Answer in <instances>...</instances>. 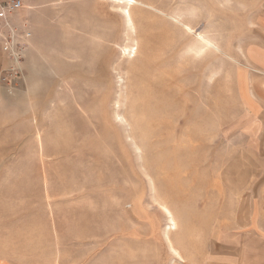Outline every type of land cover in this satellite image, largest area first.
<instances>
[{
  "label": "rangeland",
  "instance_id": "rangeland-1",
  "mask_svg": "<svg viewBox=\"0 0 264 264\" xmlns=\"http://www.w3.org/2000/svg\"><path fill=\"white\" fill-rule=\"evenodd\" d=\"M135 1L23 12L20 78L0 80V264H229L258 236L244 93L264 0Z\"/></svg>",
  "mask_w": 264,
  "mask_h": 264
},
{
  "label": "crops",
  "instance_id": "crops-1",
  "mask_svg": "<svg viewBox=\"0 0 264 264\" xmlns=\"http://www.w3.org/2000/svg\"><path fill=\"white\" fill-rule=\"evenodd\" d=\"M264 39V33L261 34ZM264 42V41H263ZM249 55V83L245 88L244 105L252 121L260 122L261 136H264V44L253 46ZM7 60L0 57V73ZM264 216V211H261ZM258 236L244 243L238 257L231 256L229 264H264V219H260ZM255 234V232H254ZM231 253H233L231 251Z\"/></svg>",
  "mask_w": 264,
  "mask_h": 264
},
{
  "label": "built area",
  "instance_id": "built-area-1",
  "mask_svg": "<svg viewBox=\"0 0 264 264\" xmlns=\"http://www.w3.org/2000/svg\"><path fill=\"white\" fill-rule=\"evenodd\" d=\"M33 0H0V57L9 66L1 70L0 80L7 88L16 87L21 60L31 33L23 12L32 8Z\"/></svg>",
  "mask_w": 264,
  "mask_h": 264
},
{
  "label": "bare ground",
  "instance_id": "bare-ground-1",
  "mask_svg": "<svg viewBox=\"0 0 264 264\" xmlns=\"http://www.w3.org/2000/svg\"><path fill=\"white\" fill-rule=\"evenodd\" d=\"M118 1H123V2H126L128 5L132 6L133 4L136 3L135 0H118Z\"/></svg>",
  "mask_w": 264,
  "mask_h": 264
}]
</instances>
